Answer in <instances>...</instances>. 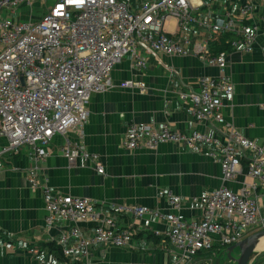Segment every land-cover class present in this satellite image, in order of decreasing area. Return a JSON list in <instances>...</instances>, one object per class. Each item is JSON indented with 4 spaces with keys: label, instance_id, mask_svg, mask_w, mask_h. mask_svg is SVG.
<instances>
[{
    "label": "built area",
    "instance_id": "1",
    "mask_svg": "<svg viewBox=\"0 0 264 264\" xmlns=\"http://www.w3.org/2000/svg\"><path fill=\"white\" fill-rule=\"evenodd\" d=\"M134 5V0H54L51 5L48 0H0V137L5 139L0 143V170L8 156L18 153L22 145L30 146L33 165L28 178L33 189H42L45 225L54 228L57 220L69 223L70 231H63L58 242L73 241L85 257L98 244H131L132 231L118 228L114 216L139 219L151 214L169 223L166 235L179 254L178 262L191 264L206 259L213 249L214 256L222 247L227 252L251 231L264 229L258 194V187H264V144L241 134L223 110L234 99V83L226 72L228 51L254 50L257 33L264 29V10L257 0H152L142 1L138 9ZM37 7L43 11L40 18L34 13ZM25 9L28 13H23ZM170 21L175 22L173 29ZM225 33L231 35L224 42L228 49L214 52L212 43ZM189 54L217 66L221 73L200 77L198 89L182 90L179 98L188 103L197 121L211 125L223 141L198 129L184 132L168 124L133 122L124 146L154 150L160 143L174 142L196 152L207 149L204 153L220 163L224 182L236 179L244 168L258 182L245 184L240 192L223 183L193 197L203 206L201 220L126 203H112L104 212L90 198L55 193L40 182L39 164L51 154L56 134L65 138L62 153L70 161L92 159L97 171L105 172L99 156L82 142L89 119L87 105L92 93L113 86L111 73L124 57L141 69L153 57L178 74L163 56ZM122 86L141 92L147 88L137 79L125 80ZM73 129L78 131L77 142L67 138ZM159 194L172 208L181 206L182 198L172 191L162 189ZM86 221L94 223L89 236L79 227ZM63 253L68 256L72 249ZM256 262L253 256L248 264Z\"/></svg>",
    "mask_w": 264,
    "mask_h": 264
},
{
    "label": "crops",
    "instance_id": "2",
    "mask_svg": "<svg viewBox=\"0 0 264 264\" xmlns=\"http://www.w3.org/2000/svg\"><path fill=\"white\" fill-rule=\"evenodd\" d=\"M237 3L235 1L232 8ZM257 4L264 10V0H257ZM38 9L42 11L37 7L34 13H38ZM204 10L201 15H205ZM23 13L28 11L25 9ZM223 38L224 35H220L212 43L214 52L222 45ZM163 61L178 74L153 57L146 69L124 57L111 73L113 86L92 93L82 142L90 153L99 156L104 173L97 171L92 159L78 157L70 161L62 153L65 138L56 134L50 145L51 154L39 164L40 182L55 193L90 198L103 206L104 212H108L112 203H126L147 205L163 213H181L196 220L202 219L203 206L194 202L193 197H201L223 183L240 192L245 184L258 182L247 175L245 168L236 179L224 182L220 163L204 153L207 149L196 152L185 144L174 142L160 143L154 150L124 146L125 133L133 122L168 124L184 132L198 129L223 141L224 137L211 125L197 121L188 103L179 98L182 90H197L200 77H218L220 69L193 54L164 55ZM226 72L234 83V99L225 103L224 114L241 134L263 145L264 29L257 33L252 52L241 48L228 51ZM128 79L144 81L146 91L123 87L122 82ZM67 138L79 141L78 131L70 130ZM3 142L5 139L0 137V143ZM32 165L30 146L25 144L18 153L5 159L0 170V264H183L178 262L179 254L167 238L169 223L151 214L139 219L129 214L114 216L118 228L132 231L130 245L98 244L85 257L73 241L60 244L62 232L70 231L71 225L57 220L54 228L46 227L42 189H33L28 178ZM162 189L180 196L181 206L172 208L168 200L160 196ZM258 194L264 214L263 186L258 187ZM79 227L89 236L94 223L86 221ZM32 248L36 253L30 252ZM65 248H71L72 253L65 256ZM221 253L218 251L217 255ZM260 255L256 256L258 264L264 263V255ZM205 261L198 259L191 264H204Z\"/></svg>",
    "mask_w": 264,
    "mask_h": 264
},
{
    "label": "water",
    "instance_id": "3",
    "mask_svg": "<svg viewBox=\"0 0 264 264\" xmlns=\"http://www.w3.org/2000/svg\"><path fill=\"white\" fill-rule=\"evenodd\" d=\"M264 237V229L258 230L252 234H249L244 239L227 247V254L231 260L236 261L237 264H248L254 252L257 251V246L260 239ZM236 250L239 252V256L233 255Z\"/></svg>",
    "mask_w": 264,
    "mask_h": 264
},
{
    "label": "rangeland",
    "instance_id": "4",
    "mask_svg": "<svg viewBox=\"0 0 264 264\" xmlns=\"http://www.w3.org/2000/svg\"><path fill=\"white\" fill-rule=\"evenodd\" d=\"M136 1V4L134 5V7H137V4H139V3H141L140 1H144V0H135ZM147 3H150V1H148V0H145ZM52 2V0H48V3H51ZM233 6V5H232ZM5 11H4V9L2 10V15H6L5 13H4ZM38 13H36L35 14V16H36V18H40L41 16H42V12L43 11H39V9H38V11H37ZM9 16H10V14H9ZM174 25H175V22L174 21H170V27H171V29H173L174 28ZM256 231H258V230H253V231H251V233L250 234H252V233H254V232H256ZM225 247H222V250H220V251H222V256L221 255H217L218 257L219 256H221V257H224L225 256V253H227V252H225ZM213 251L215 252V250L213 249ZM213 251L212 250H210V253H208V257L205 259L206 260V262L208 263V264H215V262L217 261L216 259V256H214L213 255ZM237 251V250H236ZM262 252H264V244L263 245H258L257 246V251L256 252H254V254H253V256H258L259 254H261ZM233 255H235V257H238L239 256V252L237 251V253L235 252ZM253 256H252V258H253ZM221 259H223V258H221ZM225 261H226V259H225ZM224 263V262H223ZM226 263V262H225ZM224 263V264H225ZM204 264H205V262H204ZM226 264H237L236 263V261H233V260H230L229 262H227Z\"/></svg>",
    "mask_w": 264,
    "mask_h": 264
},
{
    "label": "trees",
    "instance_id": "5",
    "mask_svg": "<svg viewBox=\"0 0 264 264\" xmlns=\"http://www.w3.org/2000/svg\"><path fill=\"white\" fill-rule=\"evenodd\" d=\"M227 37H231V35L229 34V33H225L224 34V38H223V41H222V45L219 47V49H217L218 51L219 50H225V49H228V46L224 43L225 42V38H227ZM58 249H59V247H58ZM222 254L223 253H221L220 255L222 256ZM261 255H264V252H262L261 253ZM260 255V256H261ZM221 256H219V257H216L217 259V261L215 262V264H224L225 262L227 263V262H229L230 260H231V258L228 256V254H226L225 253V256L224 257H221ZM221 258H223V259H221ZM225 259H226V261H225ZM224 262V263H223ZM225 263V264H226Z\"/></svg>",
    "mask_w": 264,
    "mask_h": 264
},
{
    "label": "bare ground",
    "instance_id": "6",
    "mask_svg": "<svg viewBox=\"0 0 264 264\" xmlns=\"http://www.w3.org/2000/svg\"><path fill=\"white\" fill-rule=\"evenodd\" d=\"M262 243H264V237H262V238L260 239V242H259L258 245H260V244H262Z\"/></svg>",
    "mask_w": 264,
    "mask_h": 264
},
{
    "label": "flooded vegetation",
    "instance_id": "7",
    "mask_svg": "<svg viewBox=\"0 0 264 264\" xmlns=\"http://www.w3.org/2000/svg\"><path fill=\"white\" fill-rule=\"evenodd\" d=\"M236 253H237V251H236Z\"/></svg>",
    "mask_w": 264,
    "mask_h": 264
}]
</instances>
